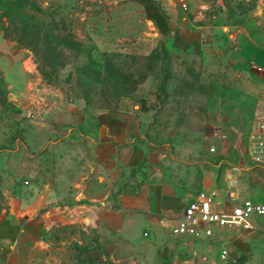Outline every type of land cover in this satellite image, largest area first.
Returning a JSON list of instances; mask_svg holds the SVG:
<instances>
[{"label": "rangeland", "instance_id": "rangeland-1", "mask_svg": "<svg viewBox=\"0 0 264 264\" xmlns=\"http://www.w3.org/2000/svg\"><path fill=\"white\" fill-rule=\"evenodd\" d=\"M103 111L139 113L143 127V158L110 193L152 174L191 194L219 190L235 171L264 168L248 153L264 115V0H0V222L16 223L9 197L40 176L65 188L85 167L72 141ZM143 228L134 223L132 245L63 219L12 240L34 245L25 264H226L217 241L164 228L150 240ZM5 241L0 230V264H20ZM241 241L249 263L264 264L263 230Z\"/></svg>", "mask_w": 264, "mask_h": 264}, {"label": "crops", "instance_id": "crops-1", "mask_svg": "<svg viewBox=\"0 0 264 264\" xmlns=\"http://www.w3.org/2000/svg\"><path fill=\"white\" fill-rule=\"evenodd\" d=\"M184 24H188L187 19ZM95 122L96 127H80L79 139L72 141L81 145L88 159L85 161L84 168L68 175L70 179L65 188L55 185L51 177L40 176L30 190L16 192L9 197V212L16 216V223H12L7 217H3L0 222L5 244L9 247L7 251L9 259L25 264L29 260L30 248L33 245L18 238L14 241L12 235L21 234L29 238L34 229H43L51 222L63 219L87 227L93 224H97L100 228L108 226L132 245L134 243L129 240V237L134 223L146 227L147 230L143 231V235L151 234L150 240H155L156 232L163 228L173 235L164 225L165 222L161 220V216L180 211L186 201L197 191L191 194L182 189L183 185L163 182L156 174H152L141 184L139 191L118 194L117 206H101L100 201L103 198L108 195L111 197L108 186L115 182L120 170L130 168L143 158V152L139 149V139L136 138L142 133L143 127L139 113L126 116L111 115L103 111L96 114ZM251 167H247L244 171L233 172L226 178L225 186L229 180L235 181L238 178L244 182L251 197L264 199V168ZM93 184L97 185L98 190L89 192L87 186ZM250 184L253 186L251 187ZM200 189L214 188L205 186ZM218 191L222 193L221 187ZM94 199L98 201L93 203ZM251 222L253 227L250 229L232 227L222 233L239 254L245 252L242 247V237H249L256 231L264 232V215H253ZM145 231L147 234L144 233ZM41 236V239L46 241L42 234ZM173 236L188 241L214 240L220 244L219 237L187 239L181 235ZM247 260L250 264L249 259Z\"/></svg>", "mask_w": 264, "mask_h": 264}, {"label": "built area", "instance_id": "built-area-1", "mask_svg": "<svg viewBox=\"0 0 264 264\" xmlns=\"http://www.w3.org/2000/svg\"><path fill=\"white\" fill-rule=\"evenodd\" d=\"M252 127L248 146L249 158L253 163H261L264 162V115L258 117ZM210 149L214 150L215 146H210ZM23 182L28 183L29 179L25 178ZM221 191L222 193L217 189H200L186 201L180 211L163 214L161 220L173 235H181L187 239L219 237V259L226 264H248L247 259L238 260V251L222 233L232 227L252 228L251 217L264 215V199L251 197L244 182L238 178L235 181L229 180L227 186L221 187ZM100 205L107 204L102 200ZM109 205L117 206L115 197L111 196ZM144 233L147 234V231ZM202 258L209 264L217 261L216 257L209 258L207 255H202Z\"/></svg>", "mask_w": 264, "mask_h": 264}, {"label": "trees", "instance_id": "trees-1", "mask_svg": "<svg viewBox=\"0 0 264 264\" xmlns=\"http://www.w3.org/2000/svg\"><path fill=\"white\" fill-rule=\"evenodd\" d=\"M140 106H141V109H142V103H141ZM141 183L142 182L140 180L136 181V182L131 181V184H129L128 188H125L124 190H121V191H114V192L111 193V196L115 197V199H116L117 195L120 194V193L127 192V191H139L141 189V186H140ZM237 258L240 261H245L246 260V255H245V253H242V254H239L237 256Z\"/></svg>", "mask_w": 264, "mask_h": 264}, {"label": "water", "instance_id": "water-1", "mask_svg": "<svg viewBox=\"0 0 264 264\" xmlns=\"http://www.w3.org/2000/svg\"><path fill=\"white\" fill-rule=\"evenodd\" d=\"M134 105H136V104H134Z\"/></svg>", "mask_w": 264, "mask_h": 264}]
</instances>
